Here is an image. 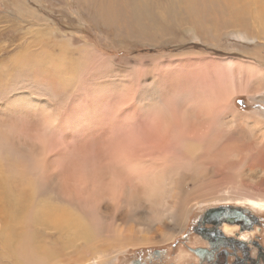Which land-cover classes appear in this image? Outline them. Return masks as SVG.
<instances>
[{
    "label": "bare ground",
    "instance_id": "bare-ground-1",
    "mask_svg": "<svg viewBox=\"0 0 264 264\" xmlns=\"http://www.w3.org/2000/svg\"><path fill=\"white\" fill-rule=\"evenodd\" d=\"M212 2L217 7L203 9L191 0H162L159 8L131 0L122 11L121 0H108L101 19L152 38L181 22L201 33L220 14L225 28L264 39V0ZM46 35H30L6 55L0 46V264H81L87 253L100 264L115 250L149 243L152 230L175 233L191 203L220 195L264 210V197L239 196L248 186L243 177L256 184L264 172V118L234 106L238 95L264 99V58L218 61L217 73L177 59L136 74L87 44L75 48L78 59L69 58L67 42L45 45ZM109 65L116 79L105 74ZM90 78L97 91L117 85L121 107L138 98L145 104L136 123L109 127L96 145L59 134L46 107L49 96L70 95ZM130 140L146 147L127 152L122 146ZM235 227L225 223L223 230Z\"/></svg>",
    "mask_w": 264,
    "mask_h": 264
},
{
    "label": "rangeland",
    "instance_id": "rangeland-1",
    "mask_svg": "<svg viewBox=\"0 0 264 264\" xmlns=\"http://www.w3.org/2000/svg\"><path fill=\"white\" fill-rule=\"evenodd\" d=\"M82 1L0 0V46L2 47V45L6 44L5 46L7 47V53L4 55L10 54V52L13 53L20 46L23 47L29 40L30 35L35 37L37 33H45V35L47 33L46 36L49 37L46 38L45 45H51L54 43L53 40H55V43L59 41L67 42L66 45H69V49H72L66 53L69 58L78 59L80 56L75 48L87 44L88 47L104 59H109L120 67L134 68L136 74L152 63L162 64L168 63V61H176L177 59L181 62L191 59V61H195L194 63H200L199 67H195L196 71H202V64H209L217 73L220 69L218 61L230 60L235 64H245L252 60V62H255L256 57L264 58V39L262 37L258 39L256 36L253 39H247L244 37V32L241 28L236 30L234 28H225L220 22V14H217L216 18H212L213 20H208L207 23L201 18L205 22L202 28L206 29L202 30L201 33L195 27H192L193 24L189 23V26L188 24H183L182 26L181 22L166 33L155 32L154 37H152L156 39L155 41L150 36L137 38L130 30V33H127L126 25L124 27L121 25L112 26L109 21H103L101 17L104 10L101 9L108 7V0ZM122 1L124 0L118 3L119 5L121 4L119 7L121 9L126 8L131 3V0H128V2L126 0L124 3ZM150 1L153 5L160 6L159 8L164 5H161L162 0ZM191 4H195V7L198 6V8H200V5L201 8L204 6L217 7V4L213 3L212 0H191ZM210 8L213 9L212 7ZM98 9L99 12H97ZM204 16L206 18L214 17L213 15ZM217 27L218 30H216ZM132 28V30L135 29L134 27ZM207 30L208 32L205 34ZM213 32L215 33L213 34ZM257 39L259 42L262 41V43H259ZM52 52L58 54L57 50ZM262 69L264 70V65ZM15 75L17 73L13 72L12 76ZM213 77L214 79L217 78ZM234 106L240 112H257L264 118V99H256L245 94L238 95ZM253 179L256 184L251 183L247 177H243L242 181L248 186L245 187V190L240 191V198L264 197V172L259 178L254 177ZM233 196L235 195L233 194ZM220 197L222 196L201 201L200 203H191L192 207L189 206V214H187L184 224L175 233L165 234L167 232L165 228V230L163 228L152 230L151 234L148 235L152 238L150 239L151 242L149 241L145 245L137 244L128 247L126 250H115L107 254L100 264H119L122 261L121 264H127L138 258L139 254L148 253L150 249L161 250L162 248L167 252L168 260L175 264H183L189 258V253L187 254V250L182 248V244L179 241L176 242V240H180L179 235H182L188 227L187 231H189L191 226L196 224L198 218L208 208L226 205L238 208L244 206L257 214L264 215V210L256 209L254 211L250 205L243 203L245 200H231L228 202L225 199H220ZM163 231H165L164 235H162ZM188 239L189 244L195 241V237L191 232L188 234ZM86 255L88 257L83 259L81 264L87 262V260H89L90 264L94 263L93 256L89 253ZM125 257H129L127 262ZM100 261H97V263Z\"/></svg>",
    "mask_w": 264,
    "mask_h": 264
},
{
    "label": "flooded vegetation",
    "instance_id": "flooded-vegetation-1",
    "mask_svg": "<svg viewBox=\"0 0 264 264\" xmlns=\"http://www.w3.org/2000/svg\"><path fill=\"white\" fill-rule=\"evenodd\" d=\"M232 207L236 209L232 216L234 223L225 218L210 221L203 212L189 231L188 227L179 235L176 242L189 253L183 264H264V215L244 206ZM225 223L236 227L227 233L223 230ZM190 232L195 237L192 244L188 243ZM166 254L163 248L150 249L127 264H175ZM125 258L127 262L129 257Z\"/></svg>",
    "mask_w": 264,
    "mask_h": 264
},
{
    "label": "snow or ice",
    "instance_id": "snow-or-ice-1",
    "mask_svg": "<svg viewBox=\"0 0 264 264\" xmlns=\"http://www.w3.org/2000/svg\"><path fill=\"white\" fill-rule=\"evenodd\" d=\"M194 63L195 61H189ZM105 74L116 79L112 74V66L105 69ZM92 78L83 81L70 95L60 98L49 96L50 104L47 112L54 121L55 130L75 140H89L97 144V135L108 129L136 123L145 114V104L141 99L132 102L130 106L121 107L118 101L121 90L117 85L109 86L103 91H97L92 86ZM40 95V93H33ZM43 113L38 114V119ZM125 151L132 152L146 145L130 140L122 146Z\"/></svg>",
    "mask_w": 264,
    "mask_h": 264
},
{
    "label": "water",
    "instance_id": "water-1",
    "mask_svg": "<svg viewBox=\"0 0 264 264\" xmlns=\"http://www.w3.org/2000/svg\"><path fill=\"white\" fill-rule=\"evenodd\" d=\"M230 208L233 210H231ZM234 210L235 208L232 206H215L208 208L204 212V216L210 221L225 218L228 222L234 223V219H232L231 216Z\"/></svg>",
    "mask_w": 264,
    "mask_h": 264
}]
</instances>
